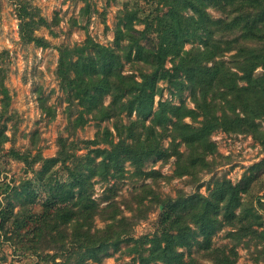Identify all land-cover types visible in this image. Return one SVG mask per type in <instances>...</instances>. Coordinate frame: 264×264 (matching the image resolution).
<instances>
[{
	"label": "trees",
	"instance_id": "trees-1",
	"mask_svg": "<svg viewBox=\"0 0 264 264\" xmlns=\"http://www.w3.org/2000/svg\"><path fill=\"white\" fill-rule=\"evenodd\" d=\"M152 2L154 8L145 15L141 28L123 25L138 14L137 9L123 10L115 26L114 45L87 35L79 44L58 46L55 73L59 87L68 102L79 105L69 122L75 127L88 118L96 124L111 120L112 128L105 125L92 138L82 139L88 148L85 153L77 152V140L60 135L54 155L36 157L41 166L34 180L44 195L39 197L35 186L30 191L24 188L16 212L1 209L3 220L13 216V232L21 247L53 251L45 253L47 264H84L88 258L100 261L109 247L117 249L121 239L133 238L128 237L132 216L124 214L116 200L100 205L93 196V177L122 176L124 161L133 166V175L153 177L159 171L144 170V162L171 155H175L176 174L196 175L211 163L206 158L214 149L209 134L218 127L250 132L264 148V129L257 121L264 120V0ZM15 12L23 41L49 44L46 37L35 33L49 25L36 5L18 1ZM125 62L130 64L129 71L124 69ZM159 81H165L173 94L190 90L195 109L167 98H159L155 107V95L164 88ZM197 114L203 117L198 125L184 120ZM12 152L31 164L28 153ZM263 163L264 157L251 164L249 173L237 183L215 176L207 195L161 196L148 182L136 187L126 208L141 210L149 196L150 205L155 203L160 211L152 235L134 238L129 247L135 262L203 264L179 249L189 247L196 236L197 246L211 264H236L233 247L228 251L225 246L212 245L211 235L225 225L234 228L228 234L235 239L257 232L253 226L260 216L255 206L241 205L242 194L257 177L253 171ZM29 183L31 179L23 186ZM13 192L15 196L22 193ZM97 217L104 220L102 226L95 224Z\"/></svg>",
	"mask_w": 264,
	"mask_h": 264
},
{
	"label": "rangeland",
	"instance_id": "rangeland-1",
	"mask_svg": "<svg viewBox=\"0 0 264 264\" xmlns=\"http://www.w3.org/2000/svg\"><path fill=\"white\" fill-rule=\"evenodd\" d=\"M18 1L23 0H0V212L5 208H12L16 212L20 207L18 196L24 193V188L30 191L35 186L38 196L44 195V191L34 180V172L41 166V160H36V157L54 155L60 135L67 136L69 140H77V152L85 153L88 148L84 147L85 142L82 139L92 138L105 125L112 128L111 120L96 124L93 119L88 118L83 125L75 127L69 122V117L72 119L77 114L79 105L68 102L59 87L55 73L58 46L79 44L87 35L102 44L114 45L115 26L123 10L137 9V16L126 20L123 25L141 28L145 15L154 8L155 3L152 0H27L36 5L40 14L49 22L48 26L35 30L37 35H43L49 41L48 45L40 46L25 42L19 36V20L15 12ZM212 13L216 15V11L212 10ZM166 65H170L168 60ZM124 69L129 71V62H125ZM259 69L258 67L256 72ZM159 84L164 88L160 95H155V107L159 98H167L175 103L183 101L195 109L190 90L185 89L180 95L173 94L165 86V81H159ZM107 99L106 96L105 100ZM202 118V115L197 114L195 118L186 116L184 120L198 125ZM257 121L264 129V120ZM209 139L214 144V149L206 155L211 163L196 175L176 174L175 155H171L167 158L152 157L144 162V170L153 168L159 171L153 177L133 175V166L129 161L123 162L124 172L120 177L107 180L93 177V196L100 205L104 206L109 201L116 200L123 213L132 216L134 223L128 237L133 238L121 239L117 249L109 247L100 261L88 258L84 264L135 262L136 255L130 252L129 247L135 242L134 238L152 235L157 227L160 211L155 203L150 205L147 200L149 196L142 205L144 212L142 209L136 211L126 208L125 203L130 198V192L143 182L150 183L161 196L174 197L180 193L188 196L195 192L207 195L215 176L237 183L243 175L249 173L251 164L264 157L262 144L250 132L227 131L218 127L210 132ZM168 141L169 137L163 140V144L168 145ZM184 148L185 145L181 143L179 149ZM13 150L28 153L31 164L28 166L16 157ZM253 172L257 177L248 192L242 194L241 206H255L260 216L259 222L253 226L257 232L235 239L228 234L234 228L225 225L211 235L212 245L225 246L228 251L233 247L236 264H264V163ZM28 179L32 180V184L23 186ZM15 190L22 193L15 196ZM12 218L13 216H9L3 220L0 213V264H47L45 253L53 251H34L21 247L13 232ZM95 224L102 226L104 220L97 217ZM200 237L197 236L198 239ZM195 239L189 247L182 246L179 249L184 251V255L190 253L203 264H211L210 260L203 257V250L197 246ZM147 245L148 243H144V246ZM148 264L164 263L150 261Z\"/></svg>",
	"mask_w": 264,
	"mask_h": 264
}]
</instances>
